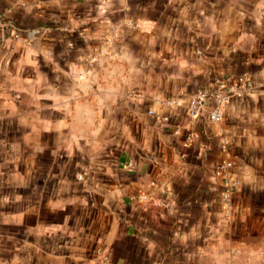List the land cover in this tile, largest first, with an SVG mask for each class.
Returning <instances> with one entry per match:
<instances>
[{
  "label": "crops",
  "instance_id": "crops-1",
  "mask_svg": "<svg viewBox=\"0 0 264 264\" xmlns=\"http://www.w3.org/2000/svg\"><path fill=\"white\" fill-rule=\"evenodd\" d=\"M0 19V264H264V0H0ZM240 75L220 121L187 116Z\"/></svg>",
  "mask_w": 264,
  "mask_h": 264
},
{
  "label": "built area",
  "instance_id": "built-area-1",
  "mask_svg": "<svg viewBox=\"0 0 264 264\" xmlns=\"http://www.w3.org/2000/svg\"><path fill=\"white\" fill-rule=\"evenodd\" d=\"M4 30L5 23L0 19V40ZM250 87V82L242 75L217 79L210 86L201 87L191 95L186 104L187 116L190 119L205 116L209 122H218L223 118L224 107L230 98L245 93ZM190 140L191 136L186 135L185 141ZM230 165V162L227 161L218 163L214 168L215 175L228 176L227 170ZM235 183V181L229 180L227 189L235 186ZM139 198L147 199L145 194L139 195Z\"/></svg>",
  "mask_w": 264,
  "mask_h": 264
}]
</instances>
